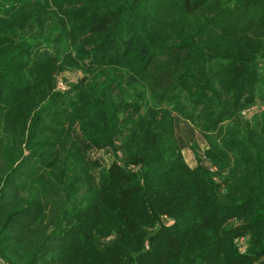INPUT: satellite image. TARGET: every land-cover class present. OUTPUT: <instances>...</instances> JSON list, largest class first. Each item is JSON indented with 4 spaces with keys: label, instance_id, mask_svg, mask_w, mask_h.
Returning <instances> with one entry per match:
<instances>
[{
    "label": "trees",
    "instance_id": "1",
    "mask_svg": "<svg viewBox=\"0 0 264 264\" xmlns=\"http://www.w3.org/2000/svg\"><path fill=\"white\" fill-rule=\"evenodd\" d=\"M0 264H264V0H0Z\"/></svg>",
    "mask_w": 264,
    "mask_h": 264
},
{
    "label": "rangeland",
    "instance_id": "2",
    "mask_svg": "<svg viewBox=\"0 0 264 264\" xmlns=\"http://www.w3.org/2000/svg\"><path fill=\"white\" fill-rule=\"evenodd\" d=\"M81 76L80 72L78 73H67L65 75L62 76L60 83H59V88L60 89H64L65 90V85H64V78H67L69 81H75L77 79V77ZM186 156H187V161L189 163H193L194 159L197 158L196 155L191 151H187L186 152ZM100 157L101 158H108L107 155H104L103 152L100 153Z\"/></svg>",
    "mask_w": 264,
    "mask_h": 264
}]
</instances>
